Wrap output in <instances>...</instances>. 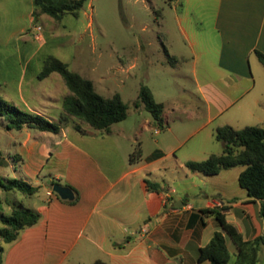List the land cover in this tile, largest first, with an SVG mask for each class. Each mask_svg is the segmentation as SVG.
I'll list each match as a JSON object with an SVG mask.
<instances>
[{"label":"crops","instance_id":"1","mask_svg":"<svg viewBox=\"0 0 264 264\" xmlns=\"http://www.w3.org/2000/svg\"><path fill=\"white\" fill-rule=\"evenodd\" d=\"M198 1L202 4L204 0ZM166 4L169 12L150 5L157 16L160 42L172 48V67L191 64L197 103L158 101L164 104V128L145 118L134 134L113 128L114 124L108 131L85 123L78 128L63 126L56 134L26 127L18 130L20 134L10 137L8 146L16 147L13 160L19 166L18 178L39 187L33 194L38 198L29 208L40 217L6 244L2 264H93L97 260L106 264H194L199 248L221 231L210 209L222 211L245 240L264 234L260 203L251 201L238 182L243 167L230 176L226 174L230 169L204 175L185 166L187 161L223 151V143L214 136L217 127L235 128L240 120L255 118L261 97L250 96L256 85L252 56L258 59L256 51L264 53V0H212L207 8L193 7V0ZM197 12L211 17L216 43H211L212 35L200 31ZM171 30L179 33L185 50L175 49L178 44L171 39ZM140 44L151 47L153 41L141 40ZM209 55L217 70L209 63ZM199 63L202 81L197 76ZM26 88L33 100H39L31 82ZM48 99L39 104L46 107L60 101ZM39 110L44 109H28L48 119ZM198 112L205 116L198 117ZM256 118L255 125L264 126V110ZM142 131L152 133L151 138ZM138 143L142 156L130 162L129 155ZM145 143H150L148 149L142 147ZM0 158L7 167L1 148ZM54 184L70 187L74 198L61 199L52 190ZM7 203H0V212L9 213L17 206ZM225 242L234 254L236 247L226 234ZM259 256L264 264V246Z\"/></svg>","mask_w":264,"mask_h":264},{"label":"rangeland","instance_id":"2","mask_svg":"<svg viewBox=\"0 0 264 264\" xmlns=\"http://www.w3.org/2000/svg\"><path fill=\"white\" fill-rule=\"evenodd\" d=\"M151 1L153 5L142 0H86L78 16L66 14L61 20H55L42 13L39 8L35 9L33 0H0V96L24 111L31 107L44 109L39 110L42 115L60 123L64 114L62 109V102L66 96L64 93L70 94V91L60 74L56 72L42 80L37 77L43 69L45 59L53 56L66 63L70 71L89 79L100 95L104 97H111L115 93L121 95L122 100L128 105V116L125 120L115 123L113 128H124L126 132L134 134L141 130L140 124L145 118L153 120L144 105L138 108L135 106L138 93L143 86L152 91L156 101L170 99L197 103L191 64L172 67L174 65L170 57L172 48L165 47L160 42L161 31L157 16L150 9V5L156 8L164 7L169 12L166 6L169 0ZM199 2L193 0V7L207 8L212 5V0H204L202 4ZM196 18L202 22V26L199 25L200 31L212 35L211 43H216L209 14L199 15L197 12ZM36 25L42 28L40 40L34 36L33 27ZM143 27L146 30H143ZM170 33L171 39L178 44L175 49L185 50L179 33L175 30H171ZM150 39L153 41L151 47H141V40L146 42ZM211 57L213 56H208L209 63L217 70L213 64L214 58ZM252 65L256 85L250 96L260 95L261 104L255 109V118L240 120L235 124L236 129L245 125H255L258 123L256 117L263 114L264 66L255 55L252 56ZM202 67L200 63L197 65V76L200 81L203 80ZM28 82H31L38 91L39 100L30 97L31 91L26 88ZM47 97L60 101L42 107L39 103L48 102ZM204 116L203 112H198V117ZM219 121L222 123L223 120ZM66 123L67 126L73 127L84 124L74 118L67 122L63 121L62 125ZM5 124V117L0 116V148L5 153L8 163L7 167L0 163V177L19 179L16 172L19 166L13 160L16 147L8 146V143L10 144V137H17L20 132L8 131ZM142 133L148 138L152 136L148 131ZM202 134L195 136L191 142H196ZM142 147L148 149L150 143H145ZM203 158L205 156H202ZM240 168L234 167L226 171V174L232 176ZM37 198V195L28 196L19 191H4L0 188V203L3 205L8 201L13 206L22 203L24 207L29 208L30 202ZM0 226L3 224L0 223ZM6 246L3 245L4 249Z\"/></svg>","mask_w":264,"mask_h":264},{"label":"trees","instance_id":"3","mask_svg":"<svg viewBox=\"0 0 264 264\" xmlns=\"http://www.w3.org/2000/svg\"><path fill=\"white\" fill-rule=\"evenodd\" d=\"M85 2L86 0H33V5L35 9L39 8L42 13L55 20H61L66 14L78 16ZM256 54L264 66V53L256 51ZM52 72L60 74L70 91L62 103L64 114L60 123L24 111L0 96V116L5 117L7 130H21L26 127L56 134L61 127L67 126V123L62 125L63 121L67 122L74 118L95 130L108 131L113 124L127 118L128 105L119 93L111 97L100 95L89 79L70 71L67 64L58 58L49 56L45 59L43 69L37 77L42 80ZM141 105L150 112L153 123L163 129L164 104L155 100L147 86H143L138 93L135 106L138 108ZM75 128L78 126L75 125ZM214 136L223 143V151L219 154H211L204 160L187 161L185 166L190 171L204 175H217L222 170L243 167L238 175L239 185L246 190L251 201H259V215L264 220V126L251 125L236 129L230 125H223L216 128ZM141 156L142 148L138 143L129 155V161L135 162ZM0 188L4 191H19L25 195H33L39 189L38 186L20 179L3 177H0ZM76 200L77 197L74 201ZM207 211L214 215L221 231L215 232L210 241L199 248L194 264H260L259 253L264 246V234L252 240H245L236 226L227 221L222 211L217 209ZM39 217L38 212L20 204L9 213L0 212V223L3 224L0 226V264L3 259V245L16 240L20 231L35 225ZM225 234L236 247L234 254L227 248ZM93 264L106 263L97 260Z\"/></svg>","mask_w":264,"mask_h":264},{"label":"water","instance_id":"4","mask_svg":"<svg viewBox=\"0 0 264 264\" xmlns=\"http://www.w3.org/2000/svg\"><path fill=\"white\" fill-rule=\"evenodd\" d=\"M54 193H56L61 199L72 200L74 198L73 190L64 185L54 184L52 187Z\"/></svg>","mask_w":264,"mask_h":264},{"label":"built area","instance_id":"5","mask_svg":"<svg viewBox=\"0 0 264 264\" xmlns=\"http://www.w3.org/2000/svg\"><path fill=\"white\" fill-rule=\"evenodd\" d=\"M41 31H42L41 26L36 25V26L33 27V32H34L35 39L40 40L42 38ZM51 193L52 192H49L48 194H51Z\"/></svg>","mask_w":264,"mask_h":264}]
</instances>
